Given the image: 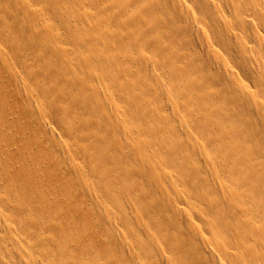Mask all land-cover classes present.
Returning <instances> with one entry per match:
<instances>
[{"label": "bare ground", "instance_id": "obj_1", "mask_svg": "<svg viewBox=\"0 0 264 264\" xmlns=\"http://www.w3.org/2000/svg\"><path fill=\"white\" fill-rule=\"evenodd\" d=\"M0 264H264V0H0Z\"/></svg>", "mask_w": 264, "mask_h": 264}, {"label": "rangeland", "instance_id": "obj_2", "mask_svg": "<svg viewBox=\"0 0 264 264\" xmlns=\"http://www.w3.org/2000/svg\"><path fill=\"white\" fill-rule=\"evenodd\" d=\"M183 23V22H182ZM78 60V58L77 57H75L74 59H73V61H72V63H69L70 65H76V64H78V65H76L74 68H75V70H78L79 69V67H80V63H78L79 62V60L76 62V60ZM69 62H70V60H69ZM80 62H81V60H80ZM74 63V64H73ZM56 65H54L53 67L54 68H52L53 70H52V72L54 71V69H55V71L56 72H58V74H55V76L57 77V79H58V81H61L62 79H67V78H70V77H72L74 74H75V72H73L74 71V69H72V68H70L69 66H63L62 67V64L60 63V64H58V62H56L55 63ZM86 63H84V65H85ZM87 65V64H86ZM85 65V66H86ZM58 66H60V67H58ZM77 66H79V67H77ZM89 66V65H88ZM56 67H58V71H57V68ZM65 68V69H64ZM66 68H67V70H66ZM69 68V69H68ZM72 69V70H71ZM72 71V72H70V71ZM80 70V69H79ZM78 70V71H79ZM64 72V73H63ZM53 73H55V72H53ZM70 73V75L69 76H67L68 74ZM63 74H65V76L67 77H65ZM71 74H73V75H71ZM61 76H63V77H61ZM59 79H61V80H59ZM88 92V95L90 94V97H92L93 95H91V93H89V92H91V90H88L87 91ZM93 92V91H92ZM92 98H94V97H92ZM95 145V142L93 143V141H91V145ZM93 145V146H94ZM91 201H97V199H93V200H91ZM126 203H129V201H123V204H126ZM98 204H100V205H98ZM97 208L100 210V211H102L103 209H102V206H101V201H97ZM99 206H101V207H99ZM152 208H151V211L152 212H156L157 211V208L156 207H153V206H151ZM102 209V210H101ZM158 212V211H157Z\"/></svg>", "mask_w": 264, "mask_h": 264}]
</instances>
